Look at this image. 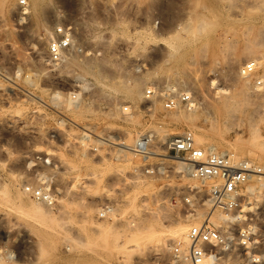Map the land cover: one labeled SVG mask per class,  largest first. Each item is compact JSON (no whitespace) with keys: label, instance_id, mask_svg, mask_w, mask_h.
I'll return each instance as SVG.
<instances>
[{"label":"rangeland","instance_id":"rangeland-1","mask_svg":"<svg viewBox=\"0 0 264 264\" xmlns=\"http://www.w3.org/2000/svg\"><path fill=\"white\" fill-rule=\"evenodd\" d=\"M105 1L44 0L45 17L36 22L22 12L19 0H0V264H177L169 247L182 239L170 240L171 231L176 224H189L188 230L200 224L208 209H187L182 193L165 189L160 179L129 181L134 163L127 167L111 160L121 148L114 144L123 136L119 131L150 129L162 142L167 132L189 130L213 137L223 147L217 151L227 147L229 155L236 144L246 145L252 127L264 136V124L256 121L264 119V87L255 90L257 79L264 82V0H126L117 9V0ZM60 23L71 25L75 41L89 52H70L61 63L52 64L47 45ZM122 24L126 33L112 36L119 30L115 25ZM151 29L152 36L147 33ZM171 56L176 62L168 60ZM88 61L103 65L96 70L106 81L97 82L80 67ZM251 61L262 65L257 64L250 77L242 76L240 69ZM134 78L142 83L144 98L138 104L107 87L131 84ZM210 79L235 96L240 86L249 87L247 96L235 97L234 110L224 112L218 108L221 99L208 88ZM171 86L194 92V104L200 108L190 120L175 122V110L166 111L159 100L146 98L147 89ZM249 99L258 105L259 118L252 121L258 126L247 122ZM33 108L37 116L25 126ZM81 127L105 138L104 144L97 137L80 144L76 135ZM243 145L236 152L238 159L264 165V148L250 152ZM25 184L43 186L53 194L51 208L26 195L49 212L46 222H33L5 200L6 190L12 199ZM257 184L243 189L244 202L251 195L255 198V210L244 213L264 232V190ZM108 202L114 214L100 219V207ZM213 215L212 221H223L217 219L222 214ZM148 225L162 232L134 243L131 235ZM261 250L264 253V245ZM241 263L237 255L222 264Z\"/></svg>","mask_w":264,"mask_h":264},{"label":"built area","instance_id":"built-area-1","mask_svg":"<svg viewBox=\"0 0 264 264\" xmlns=\"http://www.w3.org/2000/svg\"><path fill=\"white\" fill-rule=\"evenodd\" d=\"M125 1L117 0L115 9L122 6ZM105 2L112 3V0ZM19 7L24 12L28 7L27 1L19 0ZM107 8L110 9L108 5ZM53 35L47 45V59L50 63H61L70 52L84 53L85 49H81L75 41V30L68 23L58 24ZM256 71V62L251 61L240 69V74L250 77ZM262 87L264 82L257 79L255 90ZM146 98H149L150 102L159 100L163 108L169 112L178 108L188 110L195 100L193 91L173 87L147 89ZM37 113L36 108L31 109L27 113L24 125L30 124V119L37 116ZM40 118L42 114H39ZM79 131L80 133L76 135L79 143H88L97 137L101 139L99 140L101 144H104L102 140L105 138L97 136L90 128L81 127ZM97 149L93 147L91 151L96 152ZM130 151L132 156L140 158L141 162L128 173L129 181L137 183L160 179L166 182L165 189L182 193L180 200L187 209H208V212L203 214V221L189 228L185 242L178 241L170 245V257L173 262L222 264L229 257L241 255V264L264 263V253L261 250L264 245V232L252 219L247 220L245 213L242 212L245 184L251 177H264V170L261 167L252 161L234 160L229 154L198 146L193 133L189 130L168 137L162 142L158 141L155 131L146 130L136 138ZM45 162L49 163L47 159ZM172 182L175 186H170ZM22 190L45 206L49 208L54 206L53 194L48 188L25 184ZM114 211L112 203L103 204L100 207L99 218H110ZM214 212L222 214L225 220L220 223L212 221ZM7 256L9 259L13 258L12 255Z\"/></svg>","mask_w":264,"mask_h":264},{"label":"bare ground","instance_id":"bare-ground-1","mask_svg":"<svg viewBox=\"0 0 264 264\" xmlns=\"http://www.w3.org/2000/svg\"><path fill=\"white\" fill-rule=\"evenodd\" d=\"M4 2V1H3ZM43 2L44 0H29V4H28V7L25 8L24 11H27V12H24V13H28L29 15H31L33 17V19L36 21V22H41L42 20V11H43ZM4 4V3H3ZM46 7V6H45ZM45 17V16H43ZM115 27H117L119 30H114L115 32L112 33V36H114L113 34H115L117 31H119L120 33L122 34H125L126 31H127V27L126 25L122 24V25H115ZM153 31L152 29L151 30H148L147 33L148 35H151L152 36V32ZM248 54V53H247ZM246 56V55H245ZM247 57V56H246ZM42 58V57H40ZM238 58V57H237ZM240 58V57H239ZM243 58V57H242ZM245 58V57H244ZM43 59V58H42ZM170 59H173V56H171V58H169L168 60ZM17 60V59H16ZM42 61V60H41ZM238 61V60H237ZM48 62V61H47ZM91 62V61H90ZM89 61L88 62H83L81 63L80 67L82 68H85L84 71L86 73H89L90 75H92L97 82H101V80L103 81H106L105 77H102L101 75L102 74H99L98 71L96 69H100L102 68L103 65H101V63H90ZM104 62V61H103ZM173 62H176V60L174 61L173 59ZM45 63V62H44ZM69 63V62H68ZM80 63V62H79ZM116 63V62H115ZM104 64V63H103ZM110 64V63H109ZM261 66L262 63L259 62V63H256V67L258 68V65ZM77 65V63H76ZM45 66V65H44ZM118 67H121L119 65H117ZM54 67V66H52ZM49 70V69H48ZM82 70V69H81ZM83 71V70H82ZM100 71V70H99ZM101 73V71H100ZM195 74V73H194ZM262 78H264V76H261ZM31 85V83H30ZM33 86H35V88H38V85L36 83H32ZM247 85V84H246ZM220 85H218L217 81L215 80H211L210 81L208 80V88L211 90V92L213 93V95L217 96L218 95V99L220 98V103L218 105V108H220L222 111L224 110V112L226 111L228 113V111L232 112V110H234V102L240 98L239 96H245L246 95V88H249V87H245L244 85L240 86L238 88V90L235 92L237 94H239L238 96H235V94H231L230 93V90L229 88H226L224 86L222 87H219ZM107 87H109L110 90H115V91H122L125 95H126V98H128L130 100V102H133L134 104H138L140 102L141 99L144 98L143 96V93L141 91V87H142V83H141V80L140 79H136L134 78L133 82L131 84H125L123 81L120 82V83H111V84H108ZM169 88H172L169 87ZM40 92H43L42 90L39 89ZM236 94V95H237ZM247 96V95H246ZM76 97V96H75ZM237 99H236V98ZM243 98V97H241ZM2 99V98H1ZM245 99V97H244ZM254 99V98H253ZM253 99H249L247 100L248 103H247V106L249 108V120L247 122L251 123V126H254V125H259L257 123H262L264 124V119H261L259 117H257V106L256 103H255V100ZM39 100L40 102H42V104H46L44 101H42V98L39 97ZM197 100V99H195ZM235 100V101H234ZM154 103V102H152ZM151 105H154V104H151ZM156 105V104H155ZM155 105L154 107H152L153 109H155ZM137 106V105H136ZM134 107V106H133ZM151 107L149 109H151ZM200 107H197L195 104H193V106L186 110V111H189V112H185L184 110H180V108H178L177 110H175V114L173 116V120L176 122V121H180L181 119H187V120H190V118L193 116L191 115L192 113L196 112ZM204 109V108H202ZM219 109V110H220ZM153 111V110H151ZM204 111V110H203ZM259 119H257V118ZM11 119V118H10ZM255 119H257V123H254L252 124V121H255ZM15 121V120H14ZM170 121H172L170 119ZM13 123V122H11ZM248 123V124H249ZM8 124V123H7ZM137 122L134 121L133 122V125H136ZM8 126V125H7ZM11 126V125H10ZM14 126V125H13ZM251 126L249 128H251ZM12 127V126H11ZM136 127H134L133 129H123V130H120L119 132L122 133L123 136H117L118 138V141L117 142H114L115 145L121 147V148H118L116 149L115 151V156H113V161H123L125 163V165L127 167H129L130 165V161H132L134 163V165L136 166L137 164H139L141 162L140 158H134L133 156H131V147L134 145V142L136 140V138L141 134V132L138 130H135ZM12 129V128H11ZM251 132H250V137H248V141H246V145L242 144L243 146H246L244 148H248L250 150V152H255V150H259L264 148V136H260L259 134L260 133H257L256 132V128L254 126V128L252 127L251 128ZM56 130V128H55ZM111 130V129H110ZM115 130V129H114ZM58 130H56L55 132H57ZM258 131V130H257ZM214 132V131H212ZM40 133V132H39ZM60 132H58L59 134ZM211 133V132H210ZM216 134V132H214ZM119 134V133H118ZM176 133L175 132H167L165 134H163L162 138L165 139L167 138L168 136L171 137L173 135H175ZM107 136V135H106ZM136 136V138H135ZM193 136H194V140H195V143L202 147V148H205V149H211V150H215L217 151L218 148H223L221 147L220 145V142H217L215 141L214 139H212L211 137H207L206 135L204 134H198V132L194 135L193 133ZM216 136V135H215ZM109 137V136H108ZM135 138V139H134ZM162 140V139H161ZM77 141V140H76ZM74 142V141H73ZM236 142V141H235ZM240 142V141H237V143ZM81 143V142H80ZM102 143V142H101ZM243 143V142H242ZM83 144V143H82ZM235 144V143H234ZM70 145V144H69ZM86 144H84L85 146ZM90 145V144H89ZM241 143L239 144H236V148L235 149H231L233 153H230L231 157L234 159V160H238L239 158V154H237L236 152L239 151V149L241 148ZM83 146V145H82ZM86 147V146H85ZM233 147V146H232ZM88 148V147H87ZM225 148V147H224ZM243 148V147H242ZM91 149V148H90ZM85 150V149H84ZM227 150V151H226ZM229 149H225L222 150L221 152L222 153H225V152H229L228 151ZM245 151V150H243ZM240 152V151H239ZM238 152V153H239ZM261 152H264V151H261ZM93 154V153H92ZM131 156V157H130ZM61 158V157H60ZM49 162V160H48ZM67 163V162H65ZM65 163L63 162L62 164L65 165ZM61 166H64L62 165ZM69 164V163H68ZM70 165V164H69ZM133 165V164H131ZM133 165V166H134ZM181 164H177V166H179ZM134 166V167H135ZM122 168V169H119L118 170V175L119 174H123L124 170L127 168ZM64 168H68V166L64 167ZM72 168V166H71ZM75 168H72V170H74ZM261 169L264 170V165L261 166ZM70 170V169H69ZM76 178V177H75ZM126 180V179H125ZM128 179L125 181L127 182ZM129 182V181H128ZM127 182V183H128ZM145 183V181H142ZM140 183V182H139ZM258 183L257 185V188L259 190H264V177H251L248 182L245 184L247 185V187H252L254 184ZM73 184V183H72ZM138 184V183H137ZM142 184V183H141ZM140 184V185H141ZM195 184V182L193 183ZM135 185V184H134ZM140 185H137V186H140ZM148 186V185H147ZM5 187V186H4ZM4 187H1L2 190H4L5 188ZM75 187V186H74ZM73 188V186H72ZM150 187H145L144 191L145 192H151L149 190ZM255 188V186H254ZM46 189V188H44ZM75 190V189H74ZM151 190H155L154 188H152ZM257 190V191H259ZM23 191V190H21ZM7 193V198L5 199L6 201H10L12 202L14 205H16L17 207L21 208L19 209L21 213H27L30 218L32 219L33 222L35 223H44L47 221L48 219V211L43 209V207L41 205H39V203L35 202L34 200H28L27 197H26V194L24 192H20V191H15V195L14 197H12L11 199V196L10 195V192L9 191H5ZM141 192V191H139ZM24 193V194H23ZM176 193V192H175ZM133 194V193H132ZM135 194V193H134ZM133 194V195H134ZM25 195V196H24ZM250 196V195H249ZM252 196V195H251ZM248 197L246 202H244L242 204V212H251V211H254L255 210V206H254V196L253 197ZM128 197V196H127ZM134 201V197H132ZM131 198V199H132ZM131 201V202H132ZM201 213V212H200ZM215 213V212H214ZM213 213V214H214ZM214 215H212L213 217ZM198 217V216H197ZM201 217V215H200ZM243 217L241 216V219ZM217 219H220V220H225V217L223 215L221 216H218ZM188 227H189V224H176L175 227L173 228V230L171 231V234L169 236V239L170 240H175V239H182V241H186V235H187V231H188ZM164 228V227H163ZM162 231L160 230H157L156 228H154L153 225H148V226H145L143 227L142 229H138L134 234L131 235L132 237V241L135 243V240L138 239V237H140V239H152L154 237H156L157 235H160ZM130 237V238H131ZM138 241V240H137ZM132 242V243H133Z\"/></svg>","mask_w":264,"mask_h":264}]
</instances>
